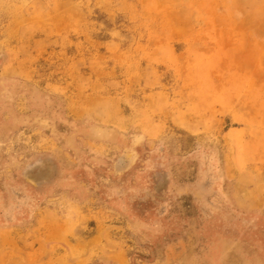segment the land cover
<instances>
[{"label": "rangeland", "instance_id": "1", "mask_svg": "<svg viewBox=\"0 0 264 264\" xmlns=\"http://www.w3.org/2000/svg\"><path fill=\"white\" fill-rule=\"evenodd\" d=\"M0 264H264V0H0Z\"/></svg>", "mask_w": 264, "mask_h": 264}, {"label": "bare ground", "instance_id": "2", "mask_svg": "<svg viewBox=\"0 0 264 264\" xmlns=\"http://www.w3.org/2000/svg\"><path fill=\"white\" fill-rule=\"evenodd\" d=\"M52 237V236H51ZM49 238V237H48Z\"/></svg>", "mask_w": 264, "mask_h": 264}]
</instances>
